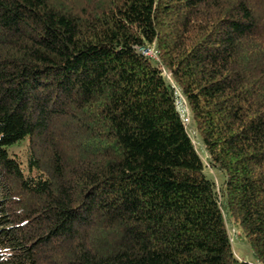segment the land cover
Listing matches in <instances>:
<instances>
[{"label": "trees", "instance_id": "trees-1", "mask_svg": "<svg viewBox=\"0 0 264 264\" xmlns=\"http://www.w3.org/2000/svg\"><path fill=\"white\" fill-rule=\"evenodd\" d=\"M0 264H264V0H0Z\"/></svg>", "mask_w": 264, "mask_h": 264}, {"label": "rangeland", "instance_id": "rangeland-1", "mask_svg": "<svg viewBox=\"0 0 264 264\" xmlns=\"http://www.w3.org/2000/svg\"><path fill=\"white\" fill-rule=\"evenodd\" d=\"M166 75L168 79H170V74L166 71ZM179 89L176 88L177 92V100L179 103H181L182 107L180 109V112H186L189 115V112L186 108V104L184 102V99L182 98L180 92H178ZM180 106V105H179ZM191 119V118H190ZM188 130L193 138L194 144L201 153L203 158L207 157V154L204 150V145L202 144L201 137L199 133L196 131L195 126L192 123V120H190V123L188 125ZM14 149L19 152L20 154H23L25 152L23 146H16ZM210 176H212L217 183L221 181V176L218 172L212 171L210 169L207 170ZM230 230V236H231V243L233 251L235 252L236 256H239L242 259H245L247 261H255V257L252 254L251 248L249 247L244 235L241 233V230L237 227V225L232 224L229 227Z\"/></svg>", "mask_w": 264, "mask_h": 264}, {"label": "built area", "instance_id": "built-area-1", "mask_svg": "<svg viewBox=\"0 0 264 264\" xmlns=\"http://www.w3.org/2000/svg\"><path fill=\"white\" fill-rule=\"evenodd\" d=\"M140 51L146 56H149V57L154 58V59H158V51L156 49V45H154V44L151 45V46L141 47ZM181 105L182 104L179 103L178 100H177V107H178L179 110L182 107ZM181 115H182V118H183V121H184L185 125L188 127V125L190 123V116L186 112L185 113L182 112Z\"/></svg>", "mask_w": 264, "mask_h": 264}]
</instances>
